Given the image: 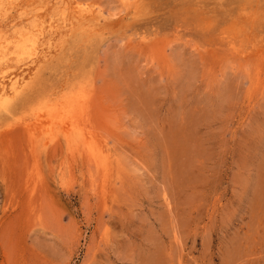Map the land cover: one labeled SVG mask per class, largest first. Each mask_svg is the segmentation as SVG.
<instances>
[{"label":"rangeland","instance_id":"1","mask_svg":"<svg viewBox=\"0 0 264 264\" xmlns=\"http://www.w3.org/2000/svg\"><path fill=\"white\" fill-rule=\"evenodd\" d=\"M0 42V264H264V0H0Z\"/></svg>","mask_w":264,"mask_h":264},{"label":"bare ground","instance_id":"2","mask_svg":"<svg viewBox=\"0 0 264 264\" xmlns=\"http://www.w3.org/2000/svg\"><path fill=\"white\" fill-rule=\"evenodd\" d=\"M37 1V0H36ZM11 3V2H10ZM12 5V4H11ZM12 7V6H11ZM80 10V13H85L86 14V12L88 11L87 9H83V10H81V9H79ZM87 10V11H86ZM89 13V12H88ZM81 15V14H80ZM29 37V36H28ZM4 38V37H3ZM5 40H7V39H5ZM1 43V42H0ZM3 43V42H2ZM4 46H5V44H4ZM5 48V47H4ZM7 48V47H6ZM8 48H10V46L8 47ZM1 49H3V46L0 44V50ZM18 50V49H17ZM0 55L1 56H4L5 54L3 53V51H0ZM3 64V63H2ZM7 97V96H6ZM39 116V115H38ZM65 128V127H64ZM66 139L67 140H70V136H66ZM93 148V147H92ZM96 151V150H95ZM100 152V151H99Z\"/></svg>","mask_w":264,"mask_h":264}]
</instances>
